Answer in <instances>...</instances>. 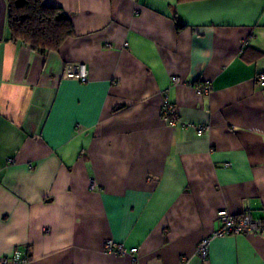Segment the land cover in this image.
Returning <instances> with one entry per match:
<instances>
[{"label":"crops","instance_id":"1","mask_svg":"<svg viewBox=\"0 0 264 264\" xmlns=\"http://www.w3.org/2000/svg\"><path fill=\"white\" fill-rule=\"evenodd\" d=\"M45 3L74 35L41 54L9 39L0 0V258L264 264V232L197 254L219 210L264 221V0Z\"/></svg>","mask_w":264,"mask_h":264},{"label":"trees","instance_id":"2","mask_svg":"<svg viewBox=\"0 0 264 264\" xmlns=\"http://www.w3.org/2000/svg\"><path fill=\"white\" fill-rule=\"evenodd\" d=\"M197 0H178L179 3ZM9 39L30 46L41 54L59 50L74 35L70 17L45 0H6Z\"/></svg>","mask_w":264,"mask_h":264},{"label":"built area","instance_id":"3","mask_svg":"<svg viewBox=\"0 0 264 264\" xmlns=\"http://www.w3.org/2000/svg\"><path fill=\"white\" fill-rule=\"evenodd\" d=\"M68 78H74L80 81H87L89 78V70L85 63L73 64L69 67L67 71ZM261 78V85H264V75L259 76ZM175 83H178V78H173ZM197 91L200 94H207L211 90V85L209 83H199L197 85ZM163 117L172 127H176L178 120L176 109L173 105L165 100L163 106ZM206 127H199L198 131L202 132L206 130ZM92 188H95L96 184L94 181L91 183ZM217 220L219 222V228L215 230L211 236L205 237L201 240L197 247V254L202 258L206 259L209 252L210 241L213 238L225 237L230 235H240V234H262L264 232V221L255 220L252 218L250 212H243L240 215H234L226 209L219 210L217 212ZM105 248L108 251H118L123 255H128L131 253H136L137 248L132 250H127L113 240H107L105 243ZM28 255L22 251H16L10 257H1L0 264H28Z\"/></svg>","mask_w":264,"mask_h":264}]
</instances>
